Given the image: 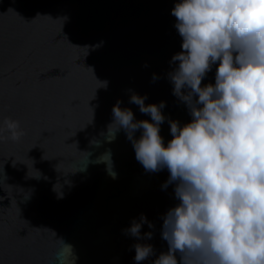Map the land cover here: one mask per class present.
I'll return each mask as SVG.
<instances>
[{
	"label": "water",
	"instance_id": "1",
	"mask_svg": "<svg viewBox=\"0 0 264 264\" xmlns=\"http://www.w3.org/2000/svg\"><path fill=\"white\" fill-rule=\"evenodd\" d=\"M175 2L0 0V127L11 118L22 131L0 139V264H53L59 239L76 264H153L167 251L162 217L178 203L174 185L162 188L170 173L146 171L123 128L106 137L118 103L151 119L133 95L165 102V143L169 120L192 119L170 78L182 51ZM107 152L115 178L100 159ZM142 214L154 227L134 236L126 230ZM137 243L153 254L137 262Z\"/></svg>",
	"mask_w": 264,
	"mask_h": 264
},
{
	"label": "clouds",
	"instance_id": "2",
	"mask_svg": "<svg viewBox=\"0 0 264 264\" xmlns=\"http://www.w3.org/2000/svg\"><path fill=\"white\" fill-rule=\"evenodd\" d=\"M171 12L182 51L172 57L178 64L170 78L192 119L169 120L165 143V102L145 104L146 96L133 95L151 119L136 120L118 103L117 127L110 125L106 138L123 128L146 171L170 173L162 188L174 185L178 203L163 214L168 249L153 264H264V0H176ZM213 65L215 83L202 84ZM3 125L0 139L5 131L22 135L19 121L5 118ZM100 159L115 178L111 153ZM143 223L154 227L142 214L126 231L139 236ZM59 240L53 264H76L73 246ZM135 250L137 262L154 252L151 244Z\"/></svg>",
	"mask_w": 264,
	"mask_h": 264
}]
</instances>
